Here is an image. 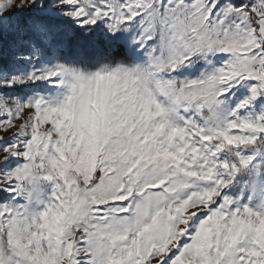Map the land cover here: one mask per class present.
Returning <instances> with one entry per match:
<instances>
[{"label": "snow or ice", "instance_id": "obj_1", "mask_svg": "<svg viewBox=\"0 0 264 264\" xmlns=\"http://www.w3.org/2000/svg\"><path fill=\"white\" fill-rule=\"evenodd\" d=\"M0 264H264V0H0Z\"/></svg>", "mask_w": 264, "mask_h": 264}]
</instances>
